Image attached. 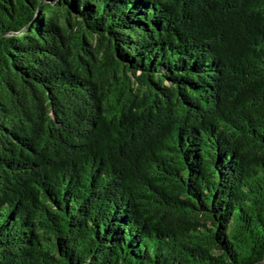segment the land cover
Wrapping results in <instances>:
<instances>
[{"label":"trees","instance_id":"obj_1","mask_svg":"<svg viewBox=\"0 0 264 264\" xmlns=\"http://www.w3.org/2000/svg\"><path fill=\"white\" fill-rule=\"evenodd\" d=\"M0 264H264V0H0Z\"/></svg>","mask_w":264,"mask_h":264}]
</instances>
